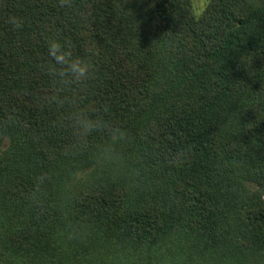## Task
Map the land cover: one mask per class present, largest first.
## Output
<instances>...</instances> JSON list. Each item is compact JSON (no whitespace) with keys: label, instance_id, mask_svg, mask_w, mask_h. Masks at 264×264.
I'll list each match as a JSON object with an SVG mask.
<instances>
[{"label":"trees","instance_id":"16d2710c","mask_svg":"<svg viewBox=\"0 0 264 264\" xmlns=\"http://www.w3.org/2000/svg\"><path fill=\"white\" fill-rule=\"evenodd\" d=\"M51 40L94 66L75 105ZM263 197L264 0H0V264H264Z\"/></svg>","mask_w":264,"mask_h":264},{"label":"clouds","instance_id":"9594fccd","mask_svg":"<svg viewBox=\"0 0 264 264\" xmlns=\"http://www.w3.org/2000/svg\"><path fill=\"white\" fill-rule=\"evenodd\" d=\"M60 6H71V0H60ZM15 28H21L23 21L16 17L10 19ZM48 56L51 63L42 65V69L53 82V99L57 103H71L76 101L66 95L65 90L84 85L94 75V66L91 61L83 57H74L70 46L62 44L58 40H51L48 44ZM66 126L76 134H90L103 132L108 137L105 144L96 154L97 162L101 166L119 167L124 163V158L117 151V146L127 141V134L118 127L109 126L101 115L90 116L84 111L76 110L69 112L64 118Z\"/></svg>","mask_w":264,"mask_h":264},{"label":"rangeland","instance_id":"374dc122","mask_svg":"<svg viewBox=\"0 0 264 264\" xmlns=\"http://www.w3.org/2000/svg\"><path fill=\"white\" fill-rule=\"evenodd\" d=\"M209 1L210 0H192L195 13L197 15H200L209 3ZM253 188L254 193H257V186L255 185Z\"/></svg>","mask_w":264,"mask_h":264}]
</instances>
